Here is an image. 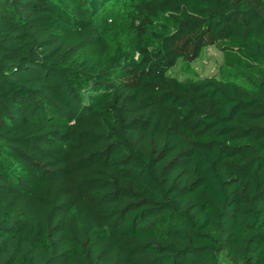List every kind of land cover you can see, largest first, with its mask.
<instances>
[{
    "label": "trees",
    "instance_id": "1",
    "mask_svg": "<svg viewBox=\"0 0 264 264\" xmlns=\"http://www.w3.org/2000/svg\"><path fill=\"white\" fill-rule=\"evenodd\" d=\"M112 1L0 0V264H264V0Z\"/></svg>",
    "mask_w": 264,
    "mask_h": 264
},
{
    "label": "rangeland",
    "instance_id": "2",
    "mask_svg": "<svg viewBox=\"0 0 264 264\" xmlns=\"http://www.w3.org/2000/svg\"><path fill=\"white\" fill-rule=\"evenodd\" d=\"M126 7L127 3H124V0H113L108 4L107 10L99 17L103 35L110 45L109 52L111 56H114L119 48L128 46L127 27L123 20ZM151 42L153 43V41ZM94 53V51H91L86 53L85 56L93 57ZM170 73L180 79L206 76H216L218 78L234 77L239 81L246 82L248 79L246 70L226 67L223 53L215 47H206L194 61L180 58L178 63L172 67Z\"/></svg>",
    "mask_w": 264,
    "mask_h": 264
}]
</instances>
